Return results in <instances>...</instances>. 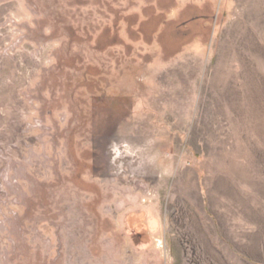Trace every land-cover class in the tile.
Masks as SVG:
<instances>
[{
  "label": "rangeland",
  "instance_id": "obj_1",
  "mask_svg": "<svg viewBox=\"0 0 264 264\" xmlns=\"http://www.w3.org/2000/svg\"><path fill=\"white\" fill-rule=\"evenodd\" d=\"M0 264H264V0H0Z\"/></svg>",
  "mask_w": 264,
  "mask_h": 264
}]
</instances>
